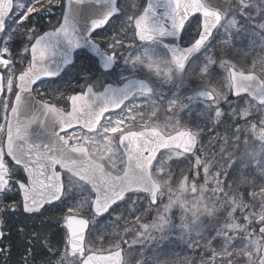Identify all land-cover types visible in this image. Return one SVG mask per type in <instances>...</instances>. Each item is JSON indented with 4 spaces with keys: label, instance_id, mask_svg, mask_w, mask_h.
<instances>
[{
    "label": "snow or ice",
    "instance_id": "6c2138e0",
    "mask_svg": "<svg viewBox=\"0 0 264 264\" xmlns=\"http://www.w3.org/2000/svg\"><path fill=\"white\" fill-rule=\"evenodd\" d=\"M254 105L264 0H0V264H264Z\"/></svg>",
    "mask_w": 264,
    "mask_h": 264
},
{
    "label": "rangeland",
    "instance_id": "374dc122",
    "mask_svg": "<svg viewBox=\"0 0 264 264\" xmlns=\"http://www.w3.org/2000/svg\"><path fill=\"white\" fill-rule=\"evenodd\" d=\"M258 51L260 50L258 49ZM234 53L237 54L238 56L237 58H234V60L241 67H244L241 65L244 62V65L246 67L247 65L245 62L249 58L245 55V53L242 51H237ZM194 107L199 109L200 105H195ZM251 111L253 113L261 112L262 114H264V110L257 108L255 105L253 106ZM221 131H223V129H221ZM242 145H243V148L238 152V156L241 157L244 162L243 164L240 165L234 178H232L234 185L238 189V192H237L238 195L240 193H246L249 186L253 183L252 174L257 172V161L264 160V142L260 140L259 136H256L254 140H249L247 141L246 144H242ZM221 158L225 159L226 157L218 158V165H217L218 167H222V165L219 164V162L222 160ZM260 175L261 177H264V173H261ZM246 185H247V188L245 187ZM183 198L189 204H196L201 209H203L204 206L212 207L216 205V196L211 190L206 192L203 198H201L198 192L194 196L192 194L191 189H189L188 192L185 193ZM256 203H264V201L257 200ZM13 219L19 220L20 217H13ZM202 227H204V225H201L199 223L197 224L198 229ZM4 243H7V241H5ZM161 247H164V245H161ZM169 254H170L171 259L178 260V261H182L186 256L195 255L191 250L186 249L184 246L169 248ZM139 258L140 257L138 255L135 257H129V259L131 260V264H136V260Z\"/></svg>",
    "mask_w": 264,
    "mask_h": 264
},
{
    "label": "trees",
    "instance_id": "16d2710c",
    "mask_svg": "<svg viewBox=\"0 0 264 264\" xmlns=\"http://www.w3.org/2000/svg\"><path fill=\"white\" fill-rule=\"evenodd\" d=\"M232 55H233V59L238 57L237 54H235V53H233ZM241 65H242V66H245V65H244V62H243V64H241ZM225 165H227V164H225ZM174 187H175V186H174ZM247 191H248V189H247ZM247 191H246V192H247ZM15 221H18V220H14L13 217H12V218L8 221V223H9V225H11V224H13ZM15 235H16V229L13 228V229H12V236L15 237ZM7 243H8V241H7ZM20 243H21V242H20L19 240H14V241H13L14 246H13V250H12V258H11V261L9 262V264H18V261H19V258H20V252L17 251V248L19 247Z\"/></svg>",
    "mask_w": 264,
    "mask_h": 264
}]
</instances>
